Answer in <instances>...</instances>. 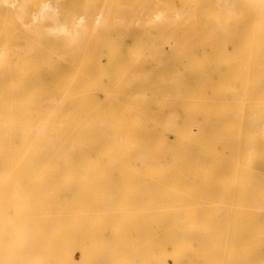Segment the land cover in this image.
I'll list each match as a JSON object with an SVG mask.
<instances>
[{"label":"bare ground","instance_id":"6f19581e","mask_svg":"<svg viewBox=\"0 0 264 264\" xmlns=\"http://www.w3.org/2000/svg\"><path fill=\"white\" fill-rule=\"evenodd\" d=\"M34 1L0 0V264H264V108L226 119L264 0Z\"/></svg>","mask_w":264,"mask_h":264},{"label":"rangeland","instance_id":"374dc122","mask_svg":"<svg viewBox=\"0 0 264 264\" xmlns=\"http://www.w3.org/2000/svg\"><path fill=\"white\" fill-rule=\"evenodd\" d=\"M12 1H14V0H12ZM15 1L17 2V5L14 8L13 7H10V6H5V7H7V9H10V10L11 9L12 10L18 9L19 8V5H21V3H22V0H15ZM47 1H51L53 4H58L60 6V8L61 9H64V10H69V11L70 10H77L78 11L77 14H81V12L83 11L84 8H90L92 10H96L98 13L102 12L101 11V8H103V7H101V6H103V2L101 3V2H98L97 0H35L34 1L35 4L29 3L27 5V7H28V9L30 11H32V10L36 9L38 7V5H40L42 2L44 3V2H47ZM84 4H86V5H84ZM2 5H0V9L2 8ZM93 5H94V7H93ZM31 15H32V12H29V14H27L26 17L27 18H30ZM64 15H66V14H64ZM2 17H3V15L0 14V20L2 19ZM0 24H1V22H0ZM17 24H21V23L18 22ZM230 47H231V45H229V48ZM166 50L168 51V48L167 47H166ZM37 71H38V73L42 74V68L41 67H38L37 68ZM205 91H206V89H204V91L202 93H204ZM212 93L213 92L210 89L207 88V93L205 92V94L207 96H205V94L204 95L202 94V98L204 96L205 99H206V97L209 99L208 96H211ZM213 94L214 95H212L211 98L213 96H214V98L217 97V93L216 94L213 93ZM242 94H243V92L240 90V87L236 91L235 90H228L226 92H220L219 95H218V97H217V99L219 101H215L214 103H216L215 105L218 106L219 108H224V107H228V106H232V105L235 106V104H236V105H238V106H236V109H238V108L240 109V108H242V106H244V103H246V101L243 102ZM220 96H221V98H220ZM226 97H227V99H226ZM262 99L264 101V94H262V97H261V101L260 102H257V101L255 102V100H252L250 102H247L245 104V109H244V110H246V108H247V111H245V113H244V110H243V112L240 111L241 109L239 111H237L236 113H234V112L233 113H228L227 112L228 117H226V119L228 118L227 120L229 121V123L231 124V126H233L232 127L233 128V131H232V128L228 131V134L230 136L233 137V134L234 135L239 134L240 122H241L242 126L243 125L245 126L250 121L251 116L253 115L254 111H256L257 109H259L260 107H263L264 108V102H262ZM165 114L168 115L169 112L167 111ZM242 116H244V120H243V117ZM234 128H235V130H234ZM235 137H233V138H235ZM169 139H170V141H173L174 140V134L173 133H170L169 134ZM230 146L231 147H227L223 151L226 155L229 154V156H230V151L232 150V141H231V145ZM252 149L255 151V155H253V156L256 157L258 163L262 164V168L264 169V167H263V164H264V151L263 150H264V148L262 149L261 146L260 147H251L250 150L253 152ZM231 153L233 155V150L231 151ZM253 154H254V152H253ZM261 159L263 161L262 163H261ZM259 166H258V168L260 169V171H263V173H264V170L263 169L261 170V168Z\"/></svg>","mask_w":264,"mask_h":264}]
</instances>
